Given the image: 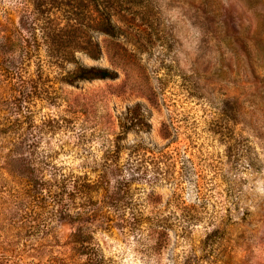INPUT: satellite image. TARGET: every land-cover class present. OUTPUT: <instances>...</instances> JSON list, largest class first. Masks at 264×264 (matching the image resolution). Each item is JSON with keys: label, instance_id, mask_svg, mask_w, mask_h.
<instances>
[{"label": "rangeland", "instance_id": "rangeland-1", "mask_svg": "<svg viewBox=\"0 0 264 264\" xmlns=\"http://www.w3.org/2000/svg\"><path fill=\"white\" fill-rule=\"evenodd\" d=\"M105 14L115 35L98 28ZM80 67L113 78L68 82ZM22 94L34 156L83 170L135 105L150 127L127 131L121 160L133 144L163 148V161L141 162L133 197L170 226L159 239L97 234L107 264H264V0H0V128L19 116L8 103ZM7 153L0 264H61L70 225L17 227L5 193L22 176ZM154 167L173 180L151 182ZM173 214L196 219L183 233Z\"/></svg>", "mask_w": 264, "mask_h": 264}, {"label": "trees", "instance_id": "trees-1", "mask_svg": "<svg viewBox=\"0 0 264 264\" xmlns=\"http://www.w3.org/2000/svg\"><path fill=\"white\" fill-rule=\"evenodd\" d=\"M98 28L109 35L118 32L107 14L98 20ZM103 78H113L112 72L100 67H80L66 80L71 83L74 80ZM28 98V95L22 94L8 103L9 109L19 116L8 120L0 128V147L8 152V159L19 166L18 172L22 176V183H18L20 186L5 193L6 203L19 212L18 219L12 216L17 227L21 229L23 222L29 219L36 223L29 226L32 228L40 226L43 223L40 220L49 217L66 220L71 228L68 244L73 252L67 260L61 259V264H107L96 243V235L112 233L114 229L138 239L145 235L159 239L162 230L170 226L167 225L169 218L159 211H147L138 205L133 197L134 190L138 188L133 184L136 172L147 171L142 168L141 162L154 163L166 158L163 148L138 143L126 148L124 161L120 156L123 147L119 141L131 127L144 125L145 131L150 127L141 107H126L125 122L121 123L122 134L102 144L104 147L100 157L89 162L83 170L76 171L55 163L50 155H32L29 138L21 125L32 116V112L21 109ZM127 169L131 171L130 174L126 173ZM152 171L155 175L151 182L174 178L168 170L164 175H161L158 167ZM193 218L196 219L183 214L174 215L172 220L181 222V231L186 233V225Z\"/></svg>", "mask_w": 264, "mask_h": 264}]
</instances>
